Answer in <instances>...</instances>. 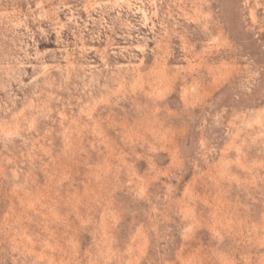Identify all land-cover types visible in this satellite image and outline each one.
Returning a JSON list of instances; mask_svg holds the SVG:
<instances>
[{"label":"rangeland","instance_id":"obj_1","mask_svg":"<svg viewBox=\"0 0 264 264\" xmlns=\"http://www.w3.org/2000/svg\"><path fill=\"white\" fill-rule=\"evenodd\" d=\"M0 264H264V0H0Z\"/></svg>","mask_w":264,"mask_h":264}]
</instances>
